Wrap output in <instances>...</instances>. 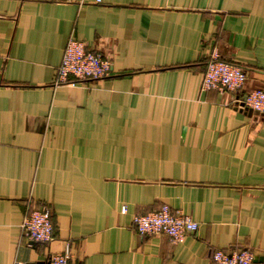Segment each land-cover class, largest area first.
<instances>
[{
	"label": "crops",
	"instance_id": "obj_1",
	"mask_svg": "<svg viewBox=\"0 0 264 264\" xmlns=\"http://www.w3.org/2000/svg\"><path fill=\"white\" fill-rule=\"evenodd\" d=\"M111 59L97 82L54 85L68 38ZM213 53L247 75L202 90ZM264 0H0V264H214L264 258ZM198 224L177 245L139 236L162 205ZM49 206L53 240L26 213ZM125 206L126 212L121 213Z\"/></svg>",
	"mask_w": 264,
	"mask_h": 264
},
{
	"label": "built area",
	"instance_id": "obj_2",
	"mask_svg": "<svg viewBox=\"0 0 264 264\" xmlns=\"http://www.w3.org/2000/svg\"><path fill=\"white\" fill-rule=\"evenodd\" d=\"M100 3L101 0H95V4ZM111 75L112 62L109 57L87 48L83 42L71 36L66 42L54 85L72 84V79L77 82H97ZM246 77L243 69L221 61L219 55L213 53L205 66L202 90L237 93L243 88ZM237 102L238 110L264 115V90H252ZM120 211L124 214L126 207L123 206ZM132 225L139 236H164L173 245L182 243L187 236L195 234L198 230V224L188 215L165 204L149 214L134 216ZM20 228L22 236L30 243L51 242L54 230L49 206L42 205L28 211ZM70 253V246L66 244L63 253L52 255L40 264H69ZM212 260L214 264H264V261L256 262L257 257L248 249L216 250Z\"/></svg>",
	"mask_w": 264,
	"mask_h": 264
},
{
	"label": "water",
	"instance_id": "obj_3",
	"mask_svg": "<svg viewBox=\"0 0 264 264\" xmlns=\"http://www.w3.org/2000/svg\"><path fill=\"white\" fill-rule=\"evenodd\" d=\"M262 261H264V258H257V260H256V262H262Z\"/></svg>",
	"mask_w": 264,
	"mask_h": 264
}]
</instances>
